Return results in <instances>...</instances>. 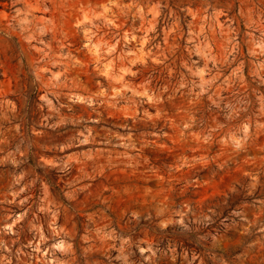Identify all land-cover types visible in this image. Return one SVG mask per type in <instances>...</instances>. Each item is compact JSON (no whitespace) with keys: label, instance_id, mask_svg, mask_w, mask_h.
<instances>
[{"label":"rangeland","instance_id":"rangeland-1","mask_svg":"<svg viewBox=\"0 0 264 264\" xmlns=\"http://www.w3.org/2000/svg\"><path fill=\"white\" fill-rule=\"evenodd\" d=\"M0 264H264V0H0Z\"/></svg>","mask_w":264,"mask_h":264}]
</instances>
